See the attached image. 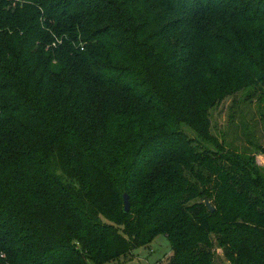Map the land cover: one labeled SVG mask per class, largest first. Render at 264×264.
<instances>
[{
    "label": "trees",
    "instance_id": "1",
    "mask_svg": "<svg viewBox=\"0 0 264 264\" xmlns=\"http://www.w3.org/2000/svg\"><path fill=\"white\" fill-rule=\"evenodd\" d=\"M247 86L264 0H0V264H264V175L200 144Z\"/></svg>",
    "mask_w": 264,
    "mask_h": 264
},
{
    "label": "rangeland",
    "instance_id": "2",
    "mask_svg": "<svg viewBox=\"0 0 264 264\" xmlns=\"http://www.w3.org/2000/svg\"><path fill=\"white\" fill-rule=\"evenodd\" d=\"M190 137L195 134L187 130ZM210 133L216 144L205 141L200 144L217 155L229 153L240 161L249 162L264 175V88L247 86L224 97L219 104L210 110ZM220 144L222 149L217 148ZM221 163V159L217 158ZM262 190H254L251 194H261ZM196 201H201L196 198ZM204 201V200H203ZM261 209V208H260ZM213 259L212 264H232L223 247L217 242V234L210 235ZM171 254V247L164 234H158L146 246L133 249L130 254L120 257L108 264H162Z\"/></svg>",
    "mask_w": 264,
    "mask_h": 264
},
{
    "label": "water",
    "instance_id": "3",
    "mask_svg": "<svg viewBox=\"0 0 264 264\" xmlns=\"http://www.w3.org/2000/svg\"><path fill=\"white\" fill-rule=\"evenodd\" d=\"M123 201H124V209H125V211H129L130 203H129V200H128V195L126 193L123 194ZM205 203L208 206L209 210L213 211V207L210 205V202L206 201Z\"/></svg>",
    "mask_w": 264,
    "mask_h": 264
}]
</instances>
